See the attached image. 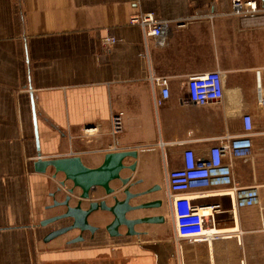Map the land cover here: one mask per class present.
I'll return each instance as SVG.
<instances>
[{"label": "crops", "instance_id": "0c3cea01", "mask_svg": "<svg viewBox=\"0 0 264 264\" xmlns=\"http://www.w3.org/2000/svg\"><path fill=\"white\" fill-rule=\"evenodd\" d=\"M257 2L259 11L239 16L231 0H0V264H264V7ZM135 12L173 21L163 46L146 44L130 23ZM212 70L222 74L224 97L205 107L187 104V78ZM150 71L170 79L160 107ZM119 112L123 131L113 139L110 119ZM246 115L254 120L251 156H225L234 182L215 184L197 200L220 205L208 226L221 234L176 241L166 172L183 165L186 149L207 156L219 137L241 134ZM111 145L138 152L124 159L136 169L122 171L143 181L132 191L162 187L133 201L162 199V208L129 217L163 215L164 222L137 225L138 236L124 228L111 236L112 217L100 212L89 217L99 229L81 241L70 243L79 230L45 241L71 221L41 224L63 211L50 205L64 174L36 172L35 161L78 156L95 168L115 152ZM233 186L257 187L260 203H239ZM81 193L76 188L74 202ZM101 199L109 197L99 188L90 200Z\"/></svg>", "mask_w": 264, "mask_h": 264}, {"label": "built area", "instance_id": "2783aa9c", "mask_svg": "<svg viewBox=\"0 0 264 264\" xmlns=\"http://www.w3.org/2000/svg\"><path fill=\"white\" fill-rule=\"evenodd\" d=\"M232 13L244 15L259 11L257 0H231ZM130 23L138 25L143 33L146 44L155 47L163 46L171 32L173 21L157 18L152 12H135L130 17ZM107 44L115 43V39L107 38ZM155 104L164 105L170 97V79L167 76L148 73ZM224 97L223 77L219 70L195 73L186 80L187 104L205 107L217 103ZM260 104L264 106V98L260 97ZM123 131V113H113L110 119V133L115 139ZM254 120L250 115L243 117V132L241 134H227L218 138V144L211 148L207 156H198L192 149H186L183 155V165L166 172L165 203L167 204L174 224V238L176 241L189 242L216 239L221 233L208 224L215 222V214L220 211V205L201 203L197 200L211 194V187L215 184L228 185L234 182L230 172V165L224 164V157L246 159L252 153V137ZM160 146L163 143H158ZM148 146L144 149H151ZM116 145L111 150L116 151ZM239 203L255 206L260 203V192L257 187H234ZM230 194V195H232ZM235 200L234 197H231Z\"/></svg>", "mask_w": 264, "mask_h": 264}, {"label": "water", "instance_id": "95a60500", "mask_svg": "<svg viewBox=\"0 0 264 264\" xmlns=\"http://www.w3.org/2000/svg\"><path fill=\"white\" fill-rule=\"evenodd\" d=\"M262 6L264 7V0H262ZM127 157L137 158L138 152L136 150L108 152L104 157L103 163L95 168L84 165L78 156L46 160L37 159L35 161L34 169L36 172L45 173L48 167H52L54 169V178L59 173L64 174V178L60 181V187L51 194L53 203L50 205V207H62L63 211L58 215L45 219L41 224L45 226L63 219L71 221L68 225L51 231L45 241L75 230H79L80 234L72 239L70 243L81 241L84 238L83 233L90 232L94 234L99 229V226L89 222V217L100 212L108 213L112 217L111 221L106 225V230L111 236L122 235L121 229L123 228L126 230V235L138 236L141 232L136 230L137 225L164 222L165 218L163 215L129 217L130 213L160 209L164 204L162 199L133 203L138 198L161 191L162 187L155 185L149 189L132 191L133 187L142 184L143 181H132L131 177L122 176L124 169L133 171L136 169V164L129 166L124 164V159ZM114 181H118L117 187L111 185ZM67 182L71 183L67 189V195L63 199L58 200L56 194L66 188ZM76 188H80L82 193L79 199L74 202L73 194ZM99 188L104 189L109 200H90L91 194L97 193ZM84 201H88L86 206H84Z\"/></svg>", "mask_w": 264, "mask_h": 264}, {"label": "rangeland", "instance_id": "374dc122", "mask_svg": "<svg viewBox=\"0 0 264 264\" xmlns=\"http://www.w3.org/2000/svg\"><path fill=\"white\" fill-rule=\"evenodd\" d=\"M174 169H177V168H174ZM174 169H172V170H174ZM113 184H114L115 187H117L119 183H118V181H114ZM138 213L141 214V213H145V212L144 211L143 212H133V213H130L129 216H132V215H135V214H138Z\"/></svg>", "mask_w": 264, "mask_h": 264}]
</instances>
